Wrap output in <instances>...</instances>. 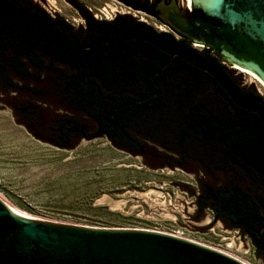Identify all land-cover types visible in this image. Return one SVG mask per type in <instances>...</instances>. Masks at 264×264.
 Returning a JSON list of instances; mask_svg holds the SVG:
<instances>
[{
	"label": "flooded vegetation",
	"instance_id": "af4514ba",
	"mask_svg": "<svg viewBox=\"0 0 264 264\" xmlns=\"http://www.w3.org/2000/svg\"><path fill=\"white\" fill-rule=\"evenodd\" d=\"M68 1L72 22L50 16L64 30L59 32L70 43L69 55L60 53L48 65L51 72L42 73L47 87L42 95L7 98L16 120L60 149L103 138L114 148H133V156L148 166L179 168L193 180L212 172L218 179L242 180L246 207L264 213V121L240 107L208 73L166 50L198 55L218 66L242 98L264 103L254 81L247 84L244 73L211 48L170 29L158 7L173 0H115L119 9L112 14L104 6ZM227 207L218 195L212 223L243 227L224 214ZM244 238L251 246L257 240Z\"/></svg>",
	"mask_w": 264,
	"mask_h": 264
},
{
	"label": "rangeland",
	"instance_id": "374dc122",
	"mask_svg": "<svg viewBox=\"0 0 264 264\" xmlns=\"http://www.w3.org/2000/svg\"><path fill=\"white\" fill-rule=\"evenodd\" d=\"M32 1L72 22L68 0ZM78 1L104 6L109 14L119 9L115 0ZM253 86L264 95L256 82ZM194 190L195 180L186 171L148 166L103 138L57 148L26 130L0 102V198L19 213L66 224L161 232L262 264L248 239L212 223L210 212L193 219Z\"/></svg>",
	"mask_w": 264,
	"mask_h": 264
},
{
	"label": "water",
	"instance_id": "95a60500",
	"mask_svg": "<svg viewBox=\"0 0 264 264\" xmlns=\"http://www.w3.org/2000/svg\"><path fill=\"white\" fill-rule=\"evenodd\" d=\"M185 5L179 9L174 0L168 5L160 3L163 22L187 39L211 48L236 68L253 74L264 85V0H186ZM166 51L208 73L240 107L264 121V103L242 98L218 66L190 51ZM0 264L245 263L161 232L96 228L29 217L0 198Z\"/></svg>",
	"mask_w": 264,
	"mask_h": 264
},
{
	"label": "trees",
	"instance_id": "16d2710c",
	"mask_svg": "<svg viewBox=\"0 0 264 264\" xmlns=\"http://www.w3.org/2000/svg\"><path fill=\"white\" fill-rule=\"evenodd\" d=\"M64 31L56 25L44 8L32 0H0V102L7 105V98L16 95L19 98H37L43 94L42 73L48 75V69L58 55H69V41L60 36ZM156 36L162 33L154 32ZM64 56V57H65ZM65 60V59H64ZM68 60V59H66ZM46 62V63H45ZM52 67V65H51ZM206 119L208 117H205ZM130 138L134 140L132 135ZM253 136V140H257ZM73 147V146H72ZM70 147V148H72ZM68 148V149H70ZM131 155L134 149L122 150ZM256 158L253 164L256 166ZM208 173V172H207ZM209 175L208 179L195 180L196 190L193 191L195 215L199 219L210 209L211 218L218 195L226 204L228 211L224 214L243 227L234 226L233 231L240 236L257 238L252 242L256 257L264 264V213L251 211L245 205L247 189L242 180L231 178L218 179ZM232 193V195H228Z\"/></svg>",
	"mask_w": 264,
	"mask_h": 264
},
{
	"label": "bare ground",
	"instance_id": "6f19581e",
	"mask_svg": "<svg viewBox=\"0 0 264 264\" xmlns=\"http://www.w3.org/2000/svg\"><path fill=\"white\" fill-rule=\"evenodd\" d=\"M239 71L240 72H242V73H244L245 75H247V76H249L250 77V79L252 80V81H254V82H256L263 90H264V85L253 75V74H251V73H249V72H246V71H243V70H241V69H239ZM6 203V202H5ZM7 205H8V203H6ZM8 206H10V205H8ZM11 207V206H10ZM14 211H16L13 207H11ZM16 212H18V211H16ZM19 213V212H18ZM181 238V237H180ZM188 240V239H187ZM208 247V246H207ZM211 248V247H210ZM214 249V248H213ZM216 250V249H215ZM217 251H219V250H217ZM220 252H222V251H220ZM222 253H224V252H222ZM224 254H227V253H224ZM227 255H229V254H227ZM229 256H232V255H229ZM232 257H234V256H232ZM234 258H236V257H234ZM236 259H238V258H236ZM238 260H240V259H238ZM241 261V260H240ZM241 262H243V261H241ZM243 263H245V264H248V263H246V262H243Z\"/></svg>",
	"mask_w": 264,
	"mask_h": 264
}]
</instances>
